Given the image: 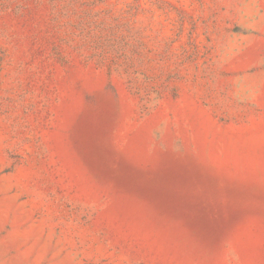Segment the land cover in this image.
I'll list each match as a JSON object with an SVG mask.
<instances>
[{
	"label": "rangeland",
	"instance_id": "rangeland-1",
	"mask_svg": "<svg viewBox=\"0 0 264 264\" xmlns=\"http://www.w3.org/2000/svg\"><path fill=\"white\" fill-rule=\"evenodd\" d=\"M0 264H264V0H0Z\"/></svg>",
	"mask_w": 264,
	"mask_h": 264
}]
</instances>
